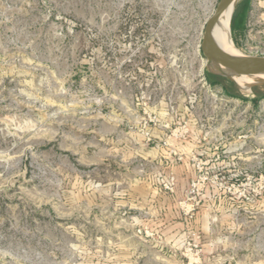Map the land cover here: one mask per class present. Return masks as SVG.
I'll return each mask as SVG.
<instances>
[{
	"label": "rangeland",
	"instance_id": "374dc122",
	"mask_svg": "<svg viewBox=\"0 0 264 264\" xmlns=\"http://www.w3.org/2000/svg\"><path fill=\"white\" fill-rule=\"evenodd\" d=\"M218 2L0 0V264H264V77L209 84ZM230 32L264 57V0Z\"/></svg>",
	"mask_w": 264,
	"mask_h": 264
},
{
	"label": "water",
	"instance_id": "95a60500",
	"mask_svg": "<svg viewBox=\"0 0 264 264\" xmlns=\"http://www.w3.org/2000/svg\"><path fill=\"white\" fill-rule=\"evenodd\" d=\"M239 2L236 3V0H219L215 10L205 22L200 45V50L205 58L204 73L209 84L220 85L227 92L228 87L232 85L239 86L238 79H252L253 82L248 85L250 88L258 78L264 76V57L250 56V58L225 70H220L216 67V62L223 54V43L217 34L218 24L220 19L228 13L229 36L231 39V17Z\"/></svg>",
	"mask_w": 264,
	"mask_h": 264
},
{
	"label": "bare ground",
	"instance_id": "6f19581e",
	"mask_svg": "<svg viewBox=\"0 0 264 264\" xmlns=\"http://www.w3.org/2000/svg\"><path fill=\"white\" fill-rule=\"evenodd\" d=\"M240 0H236V3L239 2ZM229 16L228 13L227 15L223 16L220 19V22L218 24L217 28V34L220 37L222 43H223V54L222 56L218 59L216 62V67L220 70H225L229 67H231L234 64L241 63L242 61L246 60L247 58H250V56L245 55L242 53L239 49H237L232 40L230 39L229 36ZM264 77V76H263ZM246 78L243 79H238L239 86L243 87L246 90H250L248 85L252 83V81H245ZM257 85V83L255 82ZM264 84V81L263 83Z\"/></svg>",
	"mask_w": 264,
	"mask_h": 264
},
{
	"label": "trees",
	"instance_id": "16d2710c",
	"mask_svg": "<svg viewBox=\"0 0 264 264\" xmlns=\"http://www.w3.org/2000/svg\"><path fill=\"white\" fill-rule=\"evenodd\" d=\"M247 11V2H243L240 6H238L233 14L232 18V29H239L241 27V21L243 20L245 13ZM253 88H256L253 86Z\"/></svg>",
	"mask_w": 264,
	"mask_h": 264
},
{
	"label": "flooded vegetation",
	"instance_id": "af4514ba",
	"mask_svg": "<svg viewBox=\"0 0 264 264\" xmlns=\"http://www.w3.org/2000/svg\"><path fill=\"white\" fill-rule=\"evenodd\" d=\"M244 1L247 2V10H248V6H249V4H250V0H240V2L237 4V6L235 7V9H234V11H233V14H234L236 8H237L238 6H240ZM233 14H232V17H231V22H230V31H231V25H232Z\"/></svg>",
	"mask_w": 264,
	"mask_h": 264
},
{
	"label": "crops",
	"instance_id": "0c3cea01",
	"mask_svg": "<svg viewBox=\"0 0 264 264\" xmlns=\"http://www.w3.org/2000/svg\"><path fill=\"white\" fill-rule=\"evenodd\" d=\"M254 85H256V84H254ZM254 85H253V86H254Z\"/></svg>",
	"mask_w": 264,
	"mask_h": 264
}]
</instances>
